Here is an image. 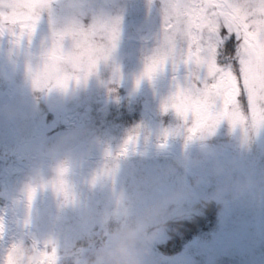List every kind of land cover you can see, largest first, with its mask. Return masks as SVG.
I'll use <instances>...</instances> for the list:
<instances>
[{"label":"snow or ice","instance_id":"6c2138e0","mask_svg":"<svg viewBox=\"0 0 264 264\" xmlns=\"http://www.w3.org/2000/svg\"><path fill=\"white\" fill-rule=\"evenodd\" d=\"M140 4L143 23L137 29L144 54L139 56L141 69L133 85L166 76L169 91L160 110L177 122L164 131L159 147L178 134L184 135L187 146L216 133L222 124L241 131L249 124L264 127V0H140ZM73 8L69 16L62 0H0V40L9 44L11 63L26 57L34 90H68L86 84L102 69L111 72L106 83L120 85L116 54L125 39V0H76ZM42 24L46 32L40 34ZM138 139V132L129 134L115 153L107 150L105 158L113 163H106L90 182L100 177L114 180L118 161L136 152ZM68 172L66 164H58L51 179L25 188L29 214L38 188L50 189L66 203L74 199ZM4 239L0 220V242ZM25 241L8 243L0 264H15ZM28 241L43 250L44 264H60L54 240Z\"/></svg>","mask_w":264,"mask_h":264},{"label":"rangeland","instance_id":"374dc122","mask_svg":"<svg viewBox=\"0 0 264 264\" xmlns=\"http://www.w3.org/2000/svg\"><path fill=\"white\" fill-rule=\"evenodd\" d=\"M134 5L139 14L128 20L125 12V39L116 54V61L122 72L120 86L125 89L127 96L131 98L139 93L145 99L142 112L145 111L144 122L148 131H143L149 132V135L145 137L143 132L139 133L136 152L119 160L118 170L110 185L93 187L90 186V181L102 165L105 152L110 150L115 153L129 135L123 132L124 135L112 143L116 140L112 139L109 130L106 131L105 138L101 137L103 130H96L104 122H94L91 115L86 118L82 112L83 105L92 113L106 109L111 102L101 101L98 105L100 109L91 112V103L88 100L93 101L97 93H104H92L93 87L102 83L99 77L72 87L74 95L71 99L49 103L46 110L55 112L52 118L43 111L30 114L25 119L0 114V193H4L0 195V220L5 226V239L0 242V253L8 243L21 238H25L27 242L29 237L54 240L59 250L87 249L95 241L99 243L105 229L111 225L107 217L114 207L116 196L129 202L133 210H138L144 204L176 191L195 174L192 170H186L164 175L167 165L180 155L185 146L178 139L179 136L170 135L166 145L159 147L161 139L158 138L162 133L158 132L157 118L162 113L157 110L169 91L167 77H158L151 84L141 81L138 87L133 85L134 76L140 71L141 63L135 52L137 44L129 38L143 23L140 0H134ZM45 32L46 26L42 24L39 33ZM8 48V42L0 40V66H7L9 63ZM24 95L27 97L26 92ZM19 99L20 94L14 87L0 88V109L18 110ZM222 126L227 128L226 124H222L217 129V142V139L225 137L226 129H221L223 133L219 132ZM68 130L84 133L80 137L82 145L79 155L76 161L68 165L67 179L77 194V202L73 206L58 210L57 198L53 192L48 188H38L29 214L23 188L28 183L30 166L37 158V150L43 142L55 139ZM162 131L164 132L163 128ZM42 175L44 179L49 177L47 167L42 169ZM210 191L208 185L199 186L196 195L186 202L189 215L185 219L195 213L194 205L202 204V195H207ZM185 219L173 222L172 228L189 222ZM95 235L99 237H93L94 242L90 241ZM164 235L163 233L156 243L162 242ZM84 236L90 237L86 238L88 242L75 245ZM198 239L187 245L175 258L160 254L155 243L154 256L159 264H198L199 260L201 264H215L220 260L219 255L229 256L227 263L239 261L238 264H264V198L258 201L242 198L220 206L216 227L210 233V239ZM63 261L66 259H61L60 264Z\"/></svg>","mask_w":264,"mask_h":264},{"label":"clouds","instance_id":"9594fccd","mask_svg":"<svg viewBox=\"0 0 264 264\" xmlns=\"http://www.w3.org/2000/svg\"><path fill=\"white\" fill-rule=\"evenodd\" d=\"M75 2L76 0H62V5L69 16L75 12L71 7ZM140 35L139 29H135L131 35L137 42L135 52L138 57L144 54L139 40ZM25 63L26 57L20 56L16 64L9 61L7 66H0V88L14 87L20 94L18 110L0 109V114L25 119L28 115L41 111V103L47 106L52 102L72 98L73 88L34 90ZM111 85L115 92L119 85L115 83ZM25 92L27 97L24 95ZM262 133L264 127L257 128L251 124L247 126L246 131L239 128L230 130L227 126L223 142H214L216 134L214 133L194 139L188 142L187 146L184 135H176L182 138L185 148H182L180 155L167 165L164 175L192 170L195 174L190 181L176 191L144 204L138 210H133L129 202L116 196L114 207L107 217L111 227L105 229L99 243L90 244L87 249L60 250L61 259L68 260L70 264H159L153 253L156 241L167 231L170 223L179 222L189 215L186 202L196 195L199 186L208 185L211 188L207 195H202V206L208 203L225 206L242 198L257 201L264 198ZM83 135L82 132L68 130L55 139L43 142L37 150L36 160L30 166L29 180L24 185L23 192L28 185H39L41 180L51 179L58 164L68 166L74 162L79 155L82 145L80 137ZM144 135L146 137L147 133ZM159 138L162 140L163 134ZM106 163L111 166L113 162L105 158L93 176ZM45 167L50 173L47 179L42 175V169ZM113 181L100 177L95 183L90 182V186L110 185ZM55 197L58 210L73 206L78 199L75 192L74 199L68 203L62 197L57 195ZM15 264H44L43 250L33 246L30 241H25L16 253Z\"/></svg>","mask_w":264,"mask_h":264},{"label":"trees","instance_id":"16d2710c","mask_svg":"<svg viewBox=\"0 0 264 264\" xmlns=\"http://www.w3.org/2000/svg\"><path fill=\"white\" fill-rule=\"evenodd\" d=\"M125 7H126V18L128 20H132L135 15L139 13L136 11V5H134V0H125ZM111 72L108 69H102L97 77L102 81L100 85L93 87L94 92H104V93H97V97L95 100H88L90 101L91 105V112L99 110L98 105L101 101L110 100L111 102L107 104L106 109L97 112H88V107L83 105L82 112L84 115L94 119V122H104V124H99L96 127V130H103L101 137H106V131H110L112 133V139L116 141H112V143L117 142L124 134H133L135 132H143L147 130V125L144 122V115L142 109L144 108L145 99L139 93L135 96L129 98L125 89L122 88L120 85L116 88V91H110L113 85L106 83L107 79L110 77ZM89 78L88 81H91L95 78ZM92 88V87H91ZM91 92V90H90ZM88 93V92H82ZM90 93V94H92ZM81 99V98H80ZM82 100V99H81ZM120 100V101H119ZM158 108V107H156ZM41 111L45 112L48 117L52 118L54 115V111L47 112L46 106L41 103ZM161 110H157L159 113ZM96 117V118H95ZM158 132L164 133L163 130H171L176 125V120L171 113L168 114H160L158 116ZM99 128V129H98ZM221 129H226V127L222 126L219 129L220 133H223ZM144 130V131H143ZM148 131V130H147ZM149 135V132H146ZM223 137V136H222ZM160 139V138H158ZM182 140V138H178ZM172 140V139H170ZM219 142H223L224 138L217 139ZM214 142L216 138L214 137ZM158 143V142H157ZM81 155L84 160V153ZM76 161V160H75ZM84 162V161H82ZM199 210V211H198ZM195 215L192 214L190 217L186 218L189 222L180 223L176 227L172 228V224L170 223L168 229L165 233V239L160 242L156 243V248L160 254L165 257L175 258L178 256L184 248L190 244L192 241L198 239L202 241L206 238L216 227V220L218 217V205L215 203H208L206 206H202V204H195L194 209ZM198 211V212H197ZM111 227V225L109 226ZM97 238V237H96ZM94 242V239H92ZM96 243V241L94 242ZM223 260H218L217 263L220 264L224 262ZM67 263L70 264L69 261H63L61 264Z\"/></svg>","mask_w":264,"mask_h":264}]
</instances>
